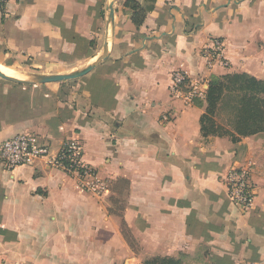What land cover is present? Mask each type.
Wrapping results in <instances>:
<instances>
[{"label": "crops", "instance_id": "crops-1", "mask_svg": "<svg viewBox=\"0 0 264 264\" xmlns=\"http://www.w3.org/2000/svg\"><path fill=\"white\" fill-rule=\"evenodd\" d=\"M125 1L6 5L0 61L70 74L93 64L105 43L109 56L75 80L0 82V142L34 132L54 156L79 141L84 164L108 188L127 182L123 221L138 252L108 212L110 189L88 195L39 161L11 173L0 168V264H264V133L238 136L234 117L221 113L215 133L205 135V99L186 104L169 94L175 70L206 84L227 74L264 81V0H135L153 4L139 27ZM215 41L226 66L207 68L201 51ZM239 167L256 192L245 214L222 183Z\"/></svg>", "mask_w": 264, "mask_h": 264}, {"label": "built area", "instance_id": "built-area-1", "mask_svg": "<svg viewBox=\"0 0 264 264\" xmlns=\"http://www.w3.org/2000/svg\"><path fill=\"white\" fill-rule=\"evenodd\" d=\"M11 0H0V12H3ZM223 44L215 41L201 51L207 68L225 67L222 59ZM208 84L191 78L186 72L175 70L171 74L169 94L190 104L205 99ZM84 150L77 140L65 142L56 155L51 156L49 146L41 142L37 134L25 131L0 142V168L11 173L18 167H32L39 161L71 178L77 188L88 195L100 197L108 191V183L83 162ZM226 198L241 213L255 209L256 192L247 168H230L222 180Z\"/></svg>", "mask_w": 264, "mask_h": 264}, {"label": "trees", "instance_id": "trees-1", "mask_svg": "<svg viewBox=\"0 0 264 264\" xmlns=\"http://www.w3.org/2000/svg\"><path fill=\"white\" fill-rule=\"evenodd\" d=\"M155 3V0H146ZM124 6L133 12L131 21L136 26H141L147 12L153 9V4L141 6L135 0H126ZM229 83L233 87H227ZM226 87L235 92H242L237 114L235 118V133L241 137H247L258 133H264V81L256 80L245 74H227L208 83L206 91L205 115L201 118V131L208 134L215 129L213 115L217 103L220 101ZM198 105V103H195ZM218 131V128H217ZM232 134H230L231 136ZM232 141H237L232 136ZM127 185V182L121 180ZM124 224V223H123ZM143 264H182L180 260L169 258H153L143 262Z\"/></svg>", "mask_w": 264, "mask_h": 264}, {"label": "rangeland", "instance_id": "rangeland-1", "mask_svg": "<svg viewBox=\"0 0 264 264\" xmlns=\"http://www.w3.org/2000/svg\"><path fill=\"white\" fill-rule=\"evenodd\" d=\"M0 65L7 66L15 73V75L18 78H21L23 80L26 79L24 77L26 74H37L36 72H33L31 69L25 67L22 64V62H19L16 59H14V63H8L7 61H0ZM0 82H4V81L0 79ZM227 87H233V84L229 83ZM227 87L224 90V93L220 101L216 105L213 115L214 122L220 120L221 113L222 115L226 113L227 114L230 113L232 117H234V119L236 118L237 108L239 105L240 98L241 96H243V93L238 91L233 92L229 90ZM214 118L216 121L214 120ZM108 189H110L111 192V194L107 196L108 200L110 201L109 202L110 207L108 208V212L109 214L114 215V217L119 222L121 236L129 246L130 250L133 253H137L138 252L137 244L123 221V210L125 209V202H126L125 200L126 184L123 182H116L114 185H110Z\"/></svg>", "mask_w": 264, "mask_h": 264}, {"label": "water", "instance_id": "water-1", "mask_svg": "<svg viewBox=\"0 0 264 264\" xmlns=\"http://www.w3.org/2000/svg\"><path fill=\"white\" fill-rule=\"evenodd\" d=\"M113 2L109 4V17H108V23L112 24V17H113ZM109 56L108 46L107 43L104 45V51L103 54L90 66L70 74H26L24 77L25 80L21 78H15L11 76H7L0 72V79L15 83V84H33V85H43V84H50V83H59V82H66L70 80H75L78 78H81L85 75H87L89 72L94 70L101 62L106 60Z\"/></svg>", "mask_w": 264, "mask_h": 264}, {"label": "bare ground", "instance_id": "bare-ground-1", "mask_svg": "<svg viewBox=\"0 0 264 264\" xmlns=\"http://www.w3.org/2000/svg\"><path fill=\"white\" fill-rule=\"evenodd\" d=\"M0 72L7 76L18 78L15 73L8 67L0 65Z\"/></svg>", "mask_w": 264, "mask_h": 264}]
</instances>
